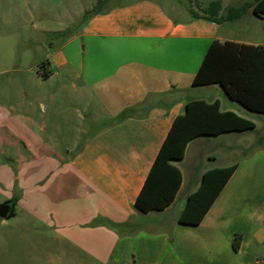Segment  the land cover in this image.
I'll list each match as a JSON object with an SVG mask.
<instances>
[{
    "label": "crops",
    "instance_id": "1",
    "mask_svg": "<svg viewBox=\"0 0 264 264\" xmlns=\"http://www.w3.org/2000/svg\"><path fill=\"white\" fill-rule=\"evenodd\" d=\"M198 1L203 9L214 0ZM220 1V15H225L240 0ZM173 7L181 18L157 0L115 4L89 17L66 40L65 46L83 43L82 73L75 77L81 88L76 110L83 120L101 124L81 148L74 150L72 144L84 126L75 127L77 135L69 141L66 128L46 118L64 113L51 106L60 92L24 91L18 79L10 89L0 87V203L12 200L13 217L48 243L46 248L43 241L42 249L32 253L34 264H85L83 257L94 264H257L264 259L263 150L234 162L237 169L199 225L179 222L203 174L234 164L201 170L196 164L201 148L226 133L191 140L185 158L174 161L183 182L170 206L149 213L135 208L172 123L187 102L219 99L222 110H232L223 107L221 98L195 94L203 86H220L193 85L210 44L216 39L264 44V31L254 39L238 36L224 30L232 20L195 18ZM248 11L254 14L253 8ZM245 14L234 20L241 22ZM11 68L10 62L1 61L0 76L13 72ZM200 138L207 142L192 149ZM0 219L3 227L7 219ZM236 234L242 235L238 250L233 247ZM4 240L0 230V244Z\"/></svg>",
    "mask_w": 264,
    "mask_h": 264
},
{
    "label": "rangeland",
    "instance_id": "2",
    "mask_svg": "<svg viewBox=\"0 0 264 264\" xmlns=\"http://www.w3.org/2000/svg\"><path fill=\"white\" fill-rule=\"evenodd\" d=\"M125 1L131 0H106L101 6L105 10ZM157 1L177 18H181L182 14L175 12L173 5L188 12L192 7L203 12L194 0ZM253 1L240 0L232 6L241 7L245 2ZM97 3L98 0H0V62H10L13 70L0 76V87L10 89V85L15 84L13 81L18 79L21 89L25 88L24 91L60 92L51 106L64 113L46 118L48 122H60L61 128H66L69 141H73V136L77 135L78 130L75 127L84 126L85 129L76 144H72L74 150L81 148L87 135L101 124H95L89 119L83 120L76 110V104L81 97L77 93L81 88L80 78L75 77L82 73L83 43L76 40L65 46V42L77 34L88 18L96 13ZM246 13L241 22H228L224 26L225 32L231 31L238 36L254 39L260 31H264V17L249 11ZM45 72L51 77L47 78ZM219 87L203 86L195 94L208 100L221 98L224 108L235 110L241 116L253 120L257 129L248 130L244 134L233 132L220 138H211L209 145L201 148L202 158L196 163L199 170L232 164L250 152L264 151V114L254 112L232 100ZM40 108L39 116L43 115ZM204 139L194 141L192 149L202 142L205 144L207 141ZM210 156H214L215 160L210 161L213 159ZM186 173L187 171V178ZM178 208V205L175 206L173 212ZM5 221L4 226L0 227L5 236L4 242L0 244V264H34L36 259H31L32 253L42 249L43 241L46 248L48 243L43 237L40 239V233L22 224L19 217ZM113 229L120 230L117 225ZM51 244L57 246L55 241ZM83 258L85 264H94L87 257ZM261 261L264 264V259Z\"/></svg>",
    "mask_w": 264,
    "mask_h": 264
},
{
    "label": "trees",
    "instance_id": "3",
    "mask_svg": "<svg viewBox=\"0 0 264 264\" xmlns=\"http://www.w3.org/2000/svg\"><path fill=\"white\" fill-rule=\"evenodd\" d=\"M105 1L98 0L95 14L104 11L101 5ZM194 2L202 9L198 0ZM250 8H253L256 15L264 16V0L246 2L241 7H229L225 15H220V0L212 1L202 9L203 13L193 7L189 8V12L195 18L222 23L241 17ZM45 74L46 77L49 76L48 73ZM211 84H219L232 100L264 114V44L214 40L193 81L195 86ZM255 128L253 120L233 110H222L219 99L189 100L185 112L174 119L136 199L135 208L141 213H149L165 210L174 202L183 182L182 170L174 161L179 162L185 158L191 140L200 136H217ZM237 167L238 164L234 163L207 170L198 189L188 196L179 222L199 225ZM116 225L113 223V227ZM241 240L242 235L236 234L233 240L235 250L239 249Z\"/></svg>",
    "mask_w": 264,
    "mask_h": 264
},
{
    "label": "water",
    "instance_id": "4",
    "mask_svg": "<svg viewBox=\"0 0 264 264\" xmlns=\"http://www.w3.org/2000/svg\"><path fill=\"white\" fill-rule=\"evenodd\" d=\"M15 216V205L12 200H6L0 203V218L8 219Z\"/></svg>",
    "mask_w": 264,
    "mask_h": 264
},
{
    "label": "built area",
    "instance_id": "5",
    "mask_svg": "<svg viewBox=\"0 0 264 264\" xmlns=\"http://www.w3.org/2000/svg\"><path fill=\"white\" fill-rule=\"evenodd\" d=\"M257 264H262V261L259 260V261L257 262Z\"/></svg>",
    "mask_w": 264,
    "mask_h": 264
}]
</instances>
